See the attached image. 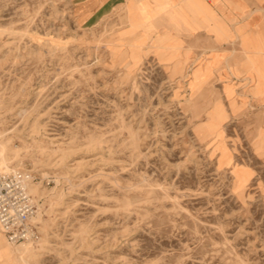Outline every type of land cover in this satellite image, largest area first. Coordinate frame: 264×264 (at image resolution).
<instances>
[{
	"label": "rangeland",
	"instance_id": "1",
	"mask_svg": "<svg viewBox=\"0 0 264 264\" xmlns=\"http://www.w3.org/2000/svg\"><path fill=\"white\" fill-rule=\"evenodd\" d=\"M127 1L0 0V149L40 232L0 264H264V42L230 78L228 51L139 59L164 13L136 34Z\"/></svg>",
	"mask_w": 264,
	"mask_h": 264
},
{
	"label": "crops",
	"instance_id": "2",
	"mask_svg": "<svg viewBox=\"0 0 264 264\" xmlns=\"http://www.w3.org/2000/svg\"><path fill=\"white\" fill-rule=\"evenodd\" d=\"M126 9L130 29L136 34L152 31L154 24L158 26L157 18L163 17L165 22L166 33L163 36L150 41L144 35L136 40L137 58L141 59L139 53L142 45L151 43L152 49L160 57L165 60L178 59V65L186 66L188 70L195 68L197 75L205 68L204 52L216 49L223 54L227 51L232 54H228L229 57L224 54V59H242L241 64L221 70L219 76H239L246 71L247 57L242 56L246 48L244 44L264 42V0H128ZM175 26L180 29L176 31ZM237 28H243L242 34L237 32ZM156 40L159 42L155 43ZM181 42L186 43L184 51L180 49ZM233 44H237V48H230ZM194 47L196 57L190 56ZM253 48L248 45L250 51ZM190 57L195 59L190 60ZM1 246L2 241L0 257H5L4 245L3 248Z\"/></svg>",
	"mask_w": 264,
	"mask_h": 264
},
{
	"label": "built area",
	"instance_id": "3",
	"mask_svg": "<svg viewBox=\"0 0 264 264\" xmlns=\"http://www.w3.org/2000/svg\"><path fill=\"white\" fill-rule=\"evenodd\" d=\"M29 181L24 170L0 172V232L10 245L31 244L39 239L34 222L38 205L28 189Z\"/></svg>",
	"mask_w": 264,
	"mask_h": 264
},
{
	"label": "bare ground",
	"instance_id": "4",
	"mask_svg": "<svg viewBox=\"0 0 264 264\" xmlns=\"http://www.w3.org/2000/svg\"><path fill=\"white\" fill-rule=\"evenodd\" d=\"M6 159L7 158H5V154H4L3 150L0 149V170H2V171H10V169L7 165ZM28 189H29L30 193H37L38 192L37 188L34 185H32L31 183L28 184ZM23 246H25V244ZM4 250H6V249H4ZM14 252H16V251L10 250V249H7L6 251H4L5 255L8 258H14L15 257Z\"/></svg>",
	"mask_w": 264,
	"mask_h": 264
}]
</instances>
